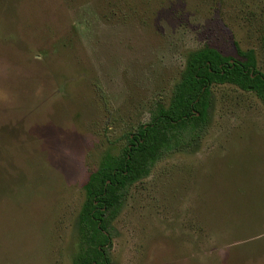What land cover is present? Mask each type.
Wrapping results in <instances>:
<instances>
[{
  "label": "rangeland",
  "instance_id": "obj_1",
  "mask_svg": "<svg viewBox=\"0 0 264 264\" xmlns=\"http://www.w3.org/2000/svg\"><path fill=\"white\" fill-rule=\"evenodd\" d=\"M203 46L264 72V0H0V264L75 263L90 175ZM210 92L108 221L112 264H264V106Z\"/></svg>",
  "mask_w": 264,
  "mask_h": 264
},
{
  "label": "trees",
  "instance_id": "obj_2",
  "mask_svg": "<svg viewBox=\"0 0 264 264\" xmlns=\"http://www.w3.org/2000/svg\"><path fill=\"white\" fill-rule=\"evenodd\" d=\"M237 52L242 58L222 55L210 46L190 52L168 105L152 106L149 120L125 134L122 150L101 158L85 187L80 248L74 264H112L107 250L108 221L131 184L148 176L159 159L190 147L205 133L213 83L253 91L264 106V72L257 68L252 50Z\"/></svg>",
  "mask_w": 264,
  "mask_h": 264
},
{
  "label": "water",
  "instance_id": "obj_3",
  "mask_svg": "<svg viewBox=\"0 0 264 264\" xmlns=\"http://www.w3.org/2000/svg\"><path fill=\"white\" fill-rule=\"evenodd\" d=\"M196 114H198V113H196Z\"/></svg>",
  "mask_w": 264,
  "mask_h": 264
}]
</instances>
